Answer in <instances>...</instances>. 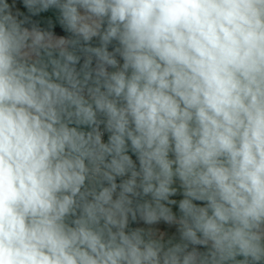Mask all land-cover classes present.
<instances>
[{
    "label": "clouds",
    "instance_id": "1",
    "mask_svg": "<svg viewBox=\"0 0 264 264\" xmlns=\"http://www.w3.org/2000/svg\"><path fill=\"white\" fill-rule=\"evenodd\" d=\"M0 264H264V0H0Z\"/></svg>",
    "mask_w": 264,
    "mask_h": 264
}]
</instances>
